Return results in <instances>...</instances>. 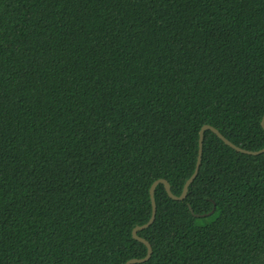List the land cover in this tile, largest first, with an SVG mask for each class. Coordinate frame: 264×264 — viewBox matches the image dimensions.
Here are the masks:
<instances>
[{"label":"trees","instance_id":"obj_1","mask_svg":"<svg viewBox=\"0 0 264 264\" xmlns=\"http://www.w3.org/2000/svg\"><path fill=\"white\" fill-rule=\"evenodd\" d=\"M263 113L264 0H0V264L143 257L150 185ZM153 197L140 264H264V153L205 130Z\"/></svg>","mask_w":264,"mask_h":264},{"label":"water","instance_id":"obj_2","mask_svg":"<svg viewBox=\"0 0 264 264\" xmlns=\"http://www.w3.org/2000/svg\"><path fill=\"white\" fill-rule=\"evenodd\" d=\"M260 127L263 129L264 131V113L260 119ZM205 130H209L210 132H212L224 145H226L227 147H229L230 149L234 150L237 153L240 154H245V155H250V156H257L259 154L264 153V147L262 149H259L257 151H249V150H245L242 149L240 147L235 146L234 144H232L230 141H228L225 137H223L215 128L209 126V125H203L200 130L198 131V141H197V156H196V161H195V165H194V169L191 173V175L185 180L183 187H182V191L178 196L173 195L170 192V186L168 184V182L165 179H157L155 180L149 187V200H150V207H151V213H150V217L149 219L146 221V223L142 224V225H136L132 228L131 230V238L141 244H143L146 248V253L143 257L141 258H131L127 261H125L123 264H140V263H144L146 262L151 255L152 249L151 246L149 245V243L142 237H139L137 235V232L146 229L147 227H149L151 225V223L154 220V216H155V202H154V189L158 184H161L166 192V194L168 195L169 198L176 200V201H181L186 197V193H187V188L188 186L191 184V182L194 180V178L196 177L197 173H198V168L200 165V161H201V152H202V143H203V133ZM190 209V208H189ZM191 211V209H190ZM213 210H211L209 213H207L208 215L210 213H212ZM207 214H202V215H197V214H193L195 217H202L205 216Z\"/></svg>","mask_w":264,"mask_h":264}]
</instances>
